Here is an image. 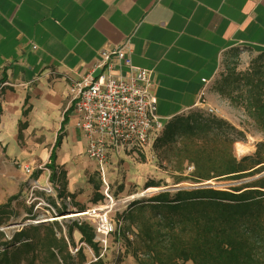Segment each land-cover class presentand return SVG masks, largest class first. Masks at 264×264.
Listing matches in <instances>:
<instances>
[{
    "label": "crops",
    "instance_id": "1",
    "mask_svg": "<svg viewBox=\"0 0 264 264\" xmlns=\"http://www.w3.org/2000/svg\"><path fill=\"white\" fill-rule=\"evenodd\" d=\"M122 45L135 67L151 72L165 124L200 105L230 49L264 53V0H0V159L30 166L27 178L63 173V198L50 181L56 205H95L102 195L99 178H109L112 162L101 175L85 155L68 85L99 51Z\"/></svg>",
    "mask_w": 264,
    "mask_h": 264
},
{
    "label": "trees",
    "instance_id": "2",
    "mask_svg": "<svg viewBox=\"0 0 264 264\" xmlns=\"http://www.w3.org/2000/svg\"><path fill=\"white\" fill-rule=\"evenodd\" d=\"M242 107L264 133V76L247 83ZM239 137L242 132L213 116L179 115L164 124L152 148L167 150L177 142L188 143L178 148L176 173L190 167L188 179L194 184L244 183L225 189L161 191L131 203L120 215L126 225L118 233L135 264H264V176L245 182L264 171V143L257 145L253 155L238 159L233 146ZM49 179L59 188L58 199L63 198L64 174L52 170ZM153 187L157 186L146 185V189ZM17 199L18 195L11 196L0 205V225L1 216L12 213ZM102 200L96 194L93 203ZM146 208L153 219L144 217ZM69 225L65 236L57 222L25 226L10 239L0 231V264H35L41 254L44 262L52 264H83L85 255L82 247H75L74 230L81 235L79 242L93 252L94 264H103L92 228L86 223ZM69 247L78 250L72 255Z\"/></svg>",
    "mask_w": 264,
    "mask_h": 264
},
{
    "label": "rangeland",
    "instance_id": "3",
    "mask_svg": "<svg viewBox=\"0 0 264 264\" xmlns=\"http://www.w3.org/2000/svg\"><path fill=\"white\" fill-rule=\"evenodd\" d=\"M263 76V52L245 48H237L234 52L228 51L220 59L218 70L210 81L205 96H202L203 103L201 102L196 109L185 112L182 115L201 114L227 121L243 134V137H239V142H236L233 146L234 156L240 159L243 156L253 155L257 145L264 143V133L258 129L244 112L242 107L243 97L247 83ZM210 110L211 112H209ZM184 144L188 145L186 142H177L167 150H156L151 146L144 154L134 151L108 159V162L111 161L112 164H110L108 169L109 178H105V182L109 186L111 197L114 200H118L133 196L135 201L141 202L161 191L173 193L180 189H193L196 186L205 185L207 182L194 184L188 179L191 172L190 167H187L183 174L175 172L174 161L178 154V148ZM239 146L243 149L242 154L238 152ZM3 157L4 149L0 145V158ZM9 164V161L0 159V174L6 176L3 178L0 175V205L4 204L11 196L18 195V199L12 203V213L1 216L3 224L0 225V230L6 239H10L15 232L20 231L25 226L32 225V223L46 222V220L56 218L46 207L48 205L53 207L57 215H59L58 212H61L59 211L60 209L64 210L63 213H60L62 215L66 214V210L70 209H75L77 212H85L94 206L105 205L103 200L95 205L82 202L80 204L82 207H72L68 201H65L64 205H62V202L56 205L55 199L47 192L31 191V187L37 180L43 186L45 183L44 178H34V176L27 178L23 173L22 166L17 168ZM12 174H19V177L9 178L8 176ZM182 178H184L183 181L179 182V179ZM255 178L256 176L248 178L245 182H250ZM99 183L102 186V178H99ZM148 183H152L157 187H153L151 188L152 190L148 191L149 188L146 189ZM242 183L244 182L210 181L209 185L203 188L225 189ZM140 194H143V196H140ZM66 205H68V209L63 207ZM121 214V211L111 214L116 232L109 237L106 251L103 253L99 252L103 264H135L134 259L129 254H126L125 245L118 233V230H122L123 226L126 225L120 218ZM143 215L145 218L153 219V212L149 208L145 209ZM47 223H51V221ZM57 224L61 229L62 235L65 236L67 227L70 225L63 221L57 222ZM74 233L75 230L72 233L75 247H79L80 242L74 239ZM82 248L86 259L83 264H94L93 252L85 245H82ZM73 250L74 248L69 247V251L73 252ZM43 257L41 254L35 264H52L44 262L42 260Z\"/></svg>",
    "mask_w": 264,
    "mask_h": 264
},
{
    "label": "built area",
    "instance_id": "4",
    "mask_svg": "<svg viewBox=\"0 0 264 264\" xmlns=\"http://www.w3.org/2000/svg\"><path fill=\"white\" fill-rule=\"evenodd\" d=\"M32 48L36 49L35 46ZM204 83L207 84V81L204 80ZM153 87L151 72L135 67L130 50L124 45L99 51L90 70L70 81L68 97L77 116L76 128L84 137L85 155L97 163L101 175L108 158L134 151L144 154L161 133L164 122L156 114L157 101L153 95ZM201 102L203 103V99ZM22 170L25 175H32L30 166L25 165ZM36 170L45 171L44 166H38ZM49 178L50 172L47 171L43 186L36 181L31 191L47 192L56 199V188ZM101 190L105 205L94 206L85 212L66 210V214L61 217L48 205L46 207L56 218L46 220V223H86L93 230L94 243L102 253L105 252L109 237L116 232L111 214L122 213L135 199L128 196L114 200L103 177ZM65 199L69 201L68 198ZM82 245L84 244L79 247ZM78 248L70 253L74 255ZM93 259L94 262L97 260L95 257Z\"/></svg>",
    "mask_w": 264,
    "mask_h": 264
},
{
    "label": "water",
    "instance_id": "5",
    "mask_svg": "<svg viewBox=\"0 0 264 264\" xmlns=\"http://www.w3.org/2000/svg\"><path fill=\"white\" fill-rule=\"evenodd\" d=\"M263 174H264V173H263ZM263 174H260V175L256 176V178L262 176ZM256 178H255V179H256ZM206 185H209V182H207L205 185L196 186L195 188H203V187H206ZM58 217H61V215L59 214ZM41 223L43 224V223H46V222H41ZM41 223H36V224L32 223V225H39V224H41ZM13 225H14V224H13ZM0 231H1V230H0Z\"/></svg>",
    "mask_w": 264,
    "mask_h": 264
},
{
    "label": "bare ground",
    "instance_id": "6",
    "mask_svg": "<svg viewBox=\"0 0 264 264\" xmlns=\"http://www.w3.org/2000/svg\"><path fill=\"white\" fill-rule=\"evenodd\" d=\"M238 152L241 153V154L243 153V149H241L240 146L238 147ZM149 190H152V189L149 188L148 191H149ZM145 192H146V191H145ZM145 192H144V193H145ZM138 196H139V195H138ZM140 196H143V194H140ZM100 210H102V208H100ZM72 216L75 217V216H77V215H72ZM63 218H67V217H63ZM59 219H60V218H57V220H59Z\"/></svg>",
    "mask_w": 264,
    "mask_h": 264
}]
</instances>
